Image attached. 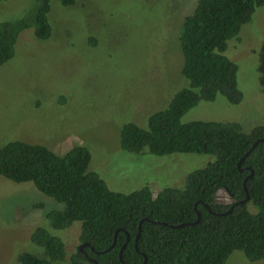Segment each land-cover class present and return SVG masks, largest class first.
Wrapping results in <instances>:
<instances>
[{"label":"rangeland","instance_id":"374dc122","mask_svg":"<svg viewBox=\"0 0 264 264\" xmlns=\"http://www.w3.org/2000/svg\"><path fill=\"white\" fill-rule=\"evenodd\" d=\"M199 0H77L73 6L52 1V35L37 40L24 31L14 57L0 66V148L12 141L47 147L65 155L77 146L91 154L89 170L115 192L130 194L149 187L183 188L186 176L215 161L206 154L156 156L121 148V128H147L150 115L168 107L190 87L183 76L179 34ZM34 0H5L0 23L23 17ZM226 55L238 65L244 100L231 104L223 96L202 101L183 123L235 121L252 131L264 125V6L258 8ZM218 200L231 203L224 191ZM63 205L31 182L0 176V264H20L19 256L38 248L30 237L46 215ZM53 233V232H52ZM68 255L79 249L80 223L55 232ZM226 264L250 262L241 251Z\"/></svg>","mask_w":264,"mask_h":264},{"label":"trees","instance_id":"16d2710c","mask_svg":"<svg viewBox=\"0 0 264 264\" xmlns=\"http://www.w3.org/2000/svg\"><path fill=\"white\" fill-rule=\"evenodd\" d=\"M34 1L23 17L0 23V66L14 57L24 31L33 29L37 40L51 37L54 0ZM55 1L69 7L77 0ZM262 6L264 0H199L179 34L182 74L190 87L150 115L147 128L135 123L121 128V148L128 153L214 156V162L186 176L183 188H164L156 196L149 187L115 192L89 170L91 154L83 146L62 156L23 141L0 148V176L31 182L63 205L46 215L49 228L33 231L30 240L38 250L21 254L20 264H226L236 251L250 262L264 260V125L247 131L235 121L182 122L202 101L223 96L237 105L244 100L238 65L226 53ZM220 191L231 203L218 200ZM76 222L80 243L88 246L68 255L55 232Z\"/></svg>","mask_w":264,"mask_h":264},{"label":"water","instance_id":"95a60500","mask_svg":"<svg viewBox=\"0 0 264 264\" xmlns=\"http://www.w3.org/2000/svg\"><path fill=\"white\" fill-rule=\"evenodd\" d=\"M257 144V143H256ZM256 144L254 145V147L256 146ZM249 196H247V198L244 200V201H242L241 203L242 204H244V203H246L248 200H249ZM199 220H200V216H198V220L195 222V223H197V222H199ZM182 226H185V224H183V225H179L178 227H182ZM140 233H141V224H140V226H139V233H138V236H137V238H136V243H135V245H137V242H138V239H139V237H140ZM116 244V241L114 242V245ZM86 246H88L87 244H82V245H80L79 246V251H84V247H86ZM122 251H123V249H122ZM122 251L120 252V259H121V261H122Z\"/></svg>","mask_w":264,"mask_h":264}]
</instances>
